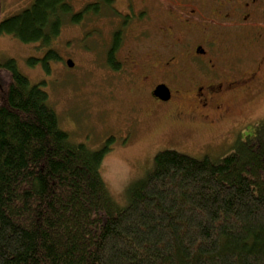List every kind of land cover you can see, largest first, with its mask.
I'll list each match as a JSON object with an SVG mask.
<instances>
[{"label":"trees","instance_id":"trees-1","mask_svg":"<svg viewBox=\"0 0 264 264\" xmlns=\"http://www.w3.org/2000/svg\"><path fill=\"white\" fill-rule=\"evenodd\" d=\"M112 1L34 0L0 33L39 43L48 71L63 23ZM108 149L73 142L40 83L0 60V264H264V120L220 158L158 151L122 207L100 172Z\"/></svg>","mask_w":264,"mask_h":264},{"label":"flooded vegetation","instance_id":"flooded-vegetation-1","mask_svg":"<svg viewBox=\"0 0 264 264\" xmlns=\"http://www.w3.org/2000/svg\"><path fill=\"white\" fill-rule=\"evenodd\" d=\"M119 13L104 57L135 95L119 131L124 148L161 112L183 133L195 124L215 128L237 99L261 91L264 0H124ZM158 85L166 87L165 99L153 94ZM234 126L217 134L220 142H204L197 151L230 146Z\"/></svg>","mask_w":264,"mask_h":264},{"label":"rangeland","instance_id":"rangeland-1","mask_svg":"<svg viewBox=\"0 0 264 264\" xmlns=\"http://www.w3.org/2000/svg\"><path fill=\"white\" fill-rule=\"evenodd\" d=\"M33 1L0 0V21L29 7ZM69 2L75 13L99 0ZM109 5V8L99 9L97 15L84 14L80 22L73 23L69 19L63 23L52 42L61 58L51 59L48 71L42 66L44 52L39 43H26L5 33H0V60L14 59L18 70L31 84L40 83L58 114L60 128L73 142H81L93 150L109 147L100 172L110 195L122 207L129 202L133 185L152 168L153 156L158 151L173 149L196 158L207 154L215 159L228 153L239 139L253 136L264 120V85L253 98L237 99L232 104L230 117L215 128L195 124L183 133L170 126L172 121L166 118L167 112H161L139 130L130 146L124 148L123 143L119 144V131L124 128V110L134 103L135 95L124 85L120 72L109 68L105 62L107 41L118 27L124 0H113ZM32 57L38 59L29 64L28 59ZM69 58L74 62L72 67L66 65ZM234 124L239 126L229 132V140L233 138L230 146L197 151V146L204 142H220L222 136L217 134ZM182 135L185 136L180 137Z\"/></svg>","mask_w":264,"mask_h":264},{"label":"water","instance_id":"water-1","mask_svg":"<svg viewBox=\"0 0 264 264\" xmlns=\"http://www.w3.org/2000/svg\"><path fill=\"white\" fill-rule=\"evenodd\" d=\"M67 65L69 67H72L73 66V61L71 59H68L66 61ZM153 94L156 96V97H159L161 99H165L166 98V95H168V92H167V89L165 86L163 85H158L154 91H153Z\"/></svg>","mask_w":264,"mask_h":264}]
</instances>
